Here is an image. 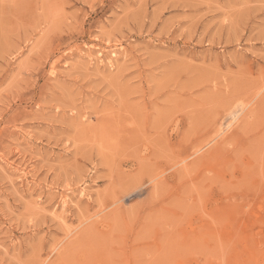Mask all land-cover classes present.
Wrapping results in <instances>:
<instances>
[{"label":"rangeland","instance_id":"obj_1","mask_svg":"<svg viewBox=\"0 0 264 264\" xmlns=\"http://www.w3.org/2000/svg\"><path fill=\"white\" fill-rule=\"evenodd\" d=\"M172 263L264 264V0H0V264Z\"/></svg>","mask_w":264,"mask_h":264},{"label":"bare ground","instance_id":"obj_2","mask_svg":"<svg viewBox=\"0 0 264 264\" xmlns=\"http://www.w3.org/2000/svg\"><path fill=\"white\" fill-rule=\"evenodd\" d=\"M85 51V50H84ZM119 53V52H118ZM120 53H121V51H120ZM89 61V60H88ZM92 61V60H91ZM109 66H111V67H113L112 66V64H110ZM109 66H108V68H109ZM248 76V75H247ZM250 76H252V75H250ZM259 76V75H258ZM254 78V77H253ZM242 104V103H241ZM243 105V104H242ZM245 105V104H244ZM235 106V105H234ZM224 111V110H223ZM221 113H222V111H221ZM233 114H234V112H232ZM231 116V115H230ZM233 116V115H232ZM234 121V120H233ZM218 130V129H217ZM223 137V136H222ZM190 141V140H189ZM220 144V143H219ZM161 179V178H160ZM80 193V192H79ZM166 193V192H165ZM82 194V193H81ZM69 199V198H68ZM66 200H63V202H62V205L64 206L65 204H66ZM69 204V203H68ZM64 208V207H63ZM53 213V212H52ZM62 213H64V212H62ZM62 218V217H61ZM221 223V222H220ZM148 235V234H147ZM146 235V236H147ZM143 236V235H142ZM141 238V237H140ZM146 238V237H145ZM235 239V238H234ZM203 244V243H202ZM139 248V247H138ZM199 248V247H198ZM197 249V248H196ZM202 249V248H201ZM133 252V251H132ZM133 254V253H132ZM175 255V254H174ZM58 263V262H57ZM173 264V263H172Z\"/></svg>","mask_w":264,"mask_h":264}]
</instances>
